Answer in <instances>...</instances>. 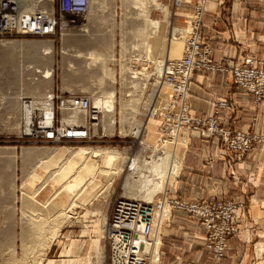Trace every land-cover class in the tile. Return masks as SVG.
<instances>
[{
    "label": "rangeland",
    "instance_id": "rangeland-1",
    "mask_svg": "<svg viewBox=\"0 0 264 264\" xmlns=\"http://www.w3.org/2000/svg\"><path fill=\"white\" fill-rule=\"evenodd\" d=\"M41 1L37 0L36 5L44 10L51 0ZM107 1L111 0H102L106 5L99 6L96 3L101 0L95 1L93 5H96L97 12L83 28L63 26L49 39L27 38L21 42L5 43L6 49L10 50L24 45L21 55L13 51L5 52L0 47V95L4 89H11L13 104L16 105L12 111V132L0 133V264H108L106 221L114 201L127 197L153 202L162 193L173 195L172 185L178 174L165 190L156 192L151 200L145 196L149 187L143 177L150 174V179L154 178L148 171V162L171 154L179 162L174 152L166 149L167 145H188L186 136L182 135L177 145L162 147L158 143L162 111L169 102L171 90L158 84V79L154 81L150 78V71L154 67L156 69L160 61L175 59L160 58L165 54L160 55L158 48L154 49L157 42L164 39L158 36V32L134 38L108 36V33L116 32L121 24L126 26L128 19H134L132 12L138 8L136 3L139 0H125V3L135 5L107 4ZM172 2L174 11L178 6L176 0ZM185 2L182 0V6ZM142 8L145 22V18H151L149 13L154 7L144 5ZM155 8L159 21L158 25L155 24L156 30L162 31L166 24L172 27L173 39L181 40L183 44L177 57H174L182 58L185 42L192 30L189 17L194 8L184 27L171 22V9L159 0ZM205 14L200 37L212 49L213 58V48L201 36ZM151 23H146V26ZM41 43L50 45L49 52L43 48L28 47ZM87 52H93V58ZM79 54L81 57H77ZM85 57L94 59V66H89L87 62L90 60ZM223 59L231 58L219 61L213 58V61ZM134 61L136 64L144 62L149 70L142 76V82L124 85L123 80L128 78ZM150 63L154 64L151 66ZM36 69H41L45 75L49 71L51 76L35 79ZM52 90L59 93H91L95 95L94 102L114 100L111 110L102 115L97 137L91 143L52 144L25 135L27 114L43 109L44 96ZM155 90L167 93L160 106L157 104L160 94L155 96ZM22 101L30 103L27 107L29 112ZM2 115L0 113V117ZM156 134L157 143H152L150 140ZM38 151H47L50 155L36 156L28 164L27 161L24 163L23 156H35ZM134 159L140 167L131 174L128 166ZM40 162L46 163L41 165ZM47 168L53 170L55 177L47 173ZM44 183L45 187H39ZM69 185L76 190L69 192ZM85 241L92 245L91 249L85 246ZM96 242L103 252L97 257L93 250Z\"/></svg>",
    "mask_w": 264,
    "mask_h": 264
},
{
    "label": "built area",
    "instance_id": "built-area-1",
    "mask_svg": "<svg viewBox=\"0 0 264 264\" xmlns=\"http://www.w3.org/2000/svg\"><path fill=\"white\" fill-rule=\"evenodd\" d=\"M24 1L0 0V42L49 39L63 26L76 29L88 25L92 0H51L44 10L37 8L29 13L21 10ZM175 4L181 7L182 0H176ZM207 5L208 0H196L189 17L192 30L182 58L163 61L160 70L154 67L150 71V78L158 79V84L171 90L169 102L162 111L158 143L162 147L177 145L181 135L205 140L216 138L225 146L224 153H230L234 160H241L256 143L264 144V133L226 125L221 116V111L229 108L225 99L214 104L211 115L193 114L188 101L189 85L197 70L230 71L236 89L252 94L255 104L259 105L264 101V67L258 64L256 57L250 56L237 61H213L212 49L200 37ZM130 67L132 70L123 80L124 85L142 82V76L149 70L148 65L139 67L135 61ZM34 72L35 79L45 75L41 69ZM160 92L155 90V95ZM94 97L91 93L48 91L43 99V109L27 114L25 135L52 144L91 143L97 137L102 115L109 112L98 107ZM22 102L25 108L30 104ZM171 209L188 213L205 227V247L216 260L225 256L228 239L241 234L246 213L243 203L227 199L191 201L163 193L153 202L119 197L106 222L108 264H162L165 252L159 228Z\"/></svg>",
    "mask_w": 264,
    "mask_h": 264
},
{
    "label": "crops",
    "instance_id": "crops-1",
    "mask_svg": "<svg viewBox=\"0 0 264 264\" xmlns=\"http://www.w3.org/2000/svg\"><path fill=\"white\" fill-rule=\"evenodd\" d=\"M156 1L139 0L136 3L138 8L132 12L134 19H128L126 26L121 24L116 32L108 33V36L134 38L158 32V36L164 39L157 42L154 49L158 48L160 55L165 54L160 58L176 59L182 48V41L173 39V29L168 27V24L162 31L156 30V25L159 24ZM159 1L171 9L170 19L173 24L183 27L187 25L195 0H185V4L174 11L172 0ZM110 3L135 5L125 3V0L107 1V4ZM96 4L106 5L102 0ZM144 5L154 7L149 13L151 18H145V22L144 12L142 13ZM96 12V5H91L88 19H93ZM148 22L152 23L146 26ZM201 36L203 41L213 48L215 61L222 58L236 60L246 55H254L259 65L264 67V0H209ZM20 46L5 52L13 51L21 55L25 47ZM144 64L137 63L139 67ZM153 64L150 63L151 66ZM3 92L0 95V113L3 114L0 117V133H8L14 128L12 111L16 105L13 104L11 89H4ZM166 96V92H160L157 98L159 106ZM220 99L229 103V108L221 111L226 125L264 133V101L256 105L252 94L237 90L230 71H196L191 77L188 95L192 113L197 116L211 115L214 112V104ZM148 136L149 131L147 138ZM186 138L188 145L166 146L169 152H174L181 165L172 185V196L191 201H239L244 204L246 213L241 224V234L228 239L225 256L216 260L212 252L205 247V227L188 213L171 209L160 229L165 251L162 264H264V144L256 143L252 152L237 161L230 153H224V146L216 138L205 140L188 135ZM157 140L156 134L150 141L157 143ZM36 153L35 156H23L24 163L27 161L28 164L29 160L35 159L36 156L50 155L47 151ZM45 163L40 162L41 165ZM47 165L49 167V164ZM47 173L55 177L51 168H47ZM45 185L46 183L39 187ZM74 190L76 189L73 186H68L69 192ZM84 243L85 246L88 245L87 241ZM91 246L90 244L87 247L91 249ZM93 250L96 257L103 254L97 242Z\"/></svg>",
    "mask_w": 264,
    "mask_h": 264
},
{
    "label": "bare ground",
    "instance_id": "bare-ground-1",
    "mask_svg": "<svg viewBox=\"0 0 264 264\" xmlns=\"http://www.w3.org/2000/svg\"><path fill=\"white\" fill-rule=\"evenodd\" d=\"M25 1H27V0H25ZM93 2L95 3V0H92V5L94 4ZM36 4H37V0H28L26 3L23 2V4L21 5L22 6L21 10L23 11V13H26V12L29 13V12L37 9V5ZM90 12H91V9L89 11V14H90ZM5 43L6 42H4V44H3V42L0 43V47L2 49H4V50H10L9 48L6 49ZM8 43H10V42H8ZM20 45H22V44H20ZM29 47H35V48H41V49L43 48L45 51L48 50V52H49V50L51 48L49 44H42V43L41 44L29 45ZM15 48L16 47H14L12 49H15ZM87 55H90L92 57V56H94V53L93 52H87ZM77 57H81V55L79 54V55H77ZM91 57H87V58L85 57V59L86 60H88V59L90 60V62H87L89 66H91V65L94 66V59H92L93 57L92 58ZM159 63L157 65V68H159V70H160V66H161V64L163 62L160 61ZM46 74L47 75H44V76H49L50 75L49 71H46ZM112 101L114 102V100H111V98L107 99L105 101L104 100L103 101L102 100H100V101L98 100V101L95 102V104L98 107L100 106L101 109H103L105 111L106 110L109 111V110H111V107H112ZM27 111L29 112L28 108H27ZM171 156H172V154H171ZM171 156L167 155V156L161 157L159 160H155L152 163L148 162L149 165H150L148 171H149V173H151L154 176V178L150 179V176H151L150 174H149L150 176L147 175L146 177H143V178H145L147 180L146 182L148 183V187H149L148 188L149 191H147V193L145 195L147 199L151 200L156 192H158L160 190L161 191L165 190L167 185H169L170 181L172 180V178L179 173L181 165H180L179 162H177L176 158L174 160V157L173 156L171 157ZM139 167L140 166L137 163V159H134L133 162L129 164L128 170L131 171V174L132 173L134 174V173H136L138 171ZM142 176H144V175H141V177ZM156 179L158 181L154 182ZM151 183H152V185H151ZM142 190H143V188H142Z\"/></svg>",
    "mask_w": 264,
    "mask_h": 264
}]
</instances>
